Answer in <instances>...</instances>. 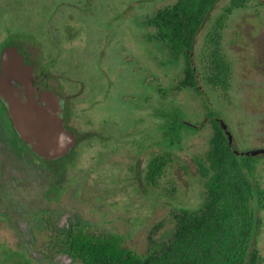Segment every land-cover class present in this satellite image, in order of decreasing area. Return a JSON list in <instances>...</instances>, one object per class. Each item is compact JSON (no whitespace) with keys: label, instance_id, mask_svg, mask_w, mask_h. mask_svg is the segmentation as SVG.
Segmentation results:
<instances>
[{"label":"rangeland","instance_id":"obj_1","mask_svg":"<svg viewBox=\"0 0 264 264\" xmlns=\"http://www.w3.org/2000/svg\"><path fill=\"white\" fill-rule=\"evenodd\" d=\"M173 1L0 0V50L15 44L37 60L47 56L61 79L83 89L72 126L107 136L105 141L82 142L73 157L81 158L82 171L87 172L79 196L83 217L96 224L97 231L118 230L128 247L141 253L148 249L149 234L156 242L168 237L175 211L202 203L205 188L198 162H206L211 117L226 123L235 149L264 147V0H247L221 29L220 48L230 67L228 92L208 84L203 68L207 36L229 0H219L209 13L193 50L202 94L177 87L184 59L171 56L147 22ZM125 141V147L107 155ZM100 144L106 152L98 154ZM155 154L168 160L153 184L145 172ZM255 156L252 178L264 191V154ZM95 159L101 162L90 164ZM113 163L119 165L113 168ZM126 164L129 179L121 180L122 167L127 175ZM94 192L104 197L97 200ZM67 202L65 208L70 207ZM258 216L256 248L258 264H264L263 208Z\"/></svg>","mask_w":264,"mask_h":264},{"label":"trees","instance_id":"obj_2","mask_svg":"<svg viewBox=\"0 0 264 264\" xmlns=\"http://www.w3.org/2000/svg\"><path fill=\"white\" fill-rule=\"evenodd\" d=\"M219 0H174L147 19L154 28L153 37L163 42L171 56L184 59L183 76L177 87H192L202 94L193 50L197 33ZM247 0H229L209 32L208 57L204 79L228 92L230 67L220 48L221 29L228 15ZM213 133L206 150V162H198L204 178L205 195L196 208H182L172 215L175 223L168 237L156 242L150 234L144 252L123 246L113 234L70 233L68 250L80 264H258L256 239L264 209V191L253 181L256 156L240 155L229 144L214 117ZM183 125L196 128L186 122ZM168 157H153L146 179L154 183Z\"/></svg>","mask_w":264,"mask_h":264},{"label":"flooded vegetation","instance_id":"obj_3","mask_svg":"<svg viewBox=\"0 0 264 264\" xmlns=\"http://www.w3.org/2000/svg\"><path fill=\"white\" fill-rule=\"evenodd\" d=\"M16 46L24 62L30 67L29 76L34 96L41 99L39 104L47 102L46 94L55 97L58 105L56 111L62 119L63 127L74 137V143L62 156L44 157L37 154L33 145L27 143L14 126L0 97V264H80V259L67 249L70 243L66 236L73 232H86L89 235L113 234L119 236L123 246L128 247L118 230L97 231L96 224L83 217L79 205L81 189L86 184L81 179L87 177V172L82 171L84 166L81 165V158L77 160L79 156L75 159L73 157L79 155L82 142H87V139H107L106 135L96 129H78L72 126L71 120L78 103L76 99L83 89H79L76 84L73 89L67 84L70 79H61L63 75L57 72L59 69L52 68L53 63L50 64L52 66L47 63V56L45 60H37ZM17 87H20L18 82H14V88ZM126 141L111 148L107 155L110 157L112 153L125 147ZM97 146L101 147L96 150L98 154L106 152L103 144ZM155 156L160 155L155 154L151 159ZM140 158L141 155L135 163L137 169ZM97 162H101L100 159H95L90 164L95 165ZM117 165L119 164L113 163L114 167H110L115 168ZM127 165L124 167L127 175L121 166V180L129 179L130 168ZM160 175L161 173L157 175L153 184ZM67 197L73 202L68 200V203ZM102 197L104 196L97 195L96 199ZM65 202L69 204V208H65ZM100 215L104 217L105 213L100 212Z\"/></svg>","mask_w":264,"mask_h":264},{"label":"water","instance_id":"obj_4","mask_svg":"<svg viewBox=\"0 0 264 264\" xmlns=\"http://www.w3.org/2000/svg\"><path fill=\"white\" fill-rule=\"evenodd\" d=\"M0 65V97L22 138L33 145L37 154L44 157L66 154L74 143V137L63 127L62 119L56 111L58 105L52 94H46L47 102L39 104L41 99L34 96L31 85L30 67L24 62L16 45H6L2 49ZM14 82H18L20 87L14 88ZM216 120L231 145L233 138L226 123L220 118ZM234 152L255 156L264 154V147L248 151L234 149Z\"/></svg>","mask_w":264,"mask_h":264}]
</instances>
